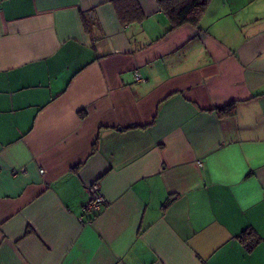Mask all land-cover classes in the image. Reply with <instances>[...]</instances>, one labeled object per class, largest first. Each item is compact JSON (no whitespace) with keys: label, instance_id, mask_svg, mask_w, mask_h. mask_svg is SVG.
I'll return each mask as SVG.
<instances>
[{"label":"crops","instance_id":"obj_1","mask_svg":"<svg viewBox=\"0 0 264 264\" xmlns=\"http://www.w3.org/2000/svg\"><path fill=\"white\" fill-rule=\"evenodd\" d=\"M137 1L0 0V264H264V0Z\"/></svg>","mask_w":264,"mask_h":264},{"label":"trees","instance_id":"obj_2","mask_svg":"<svg viewBox=\"0 0 264 264\" xmlns=\"http://www.w3.org/2000/svg\"><path fill=\"white\" fill-rule=\"evenodd\" d=\"M209 0H156L159 8L167 18L170 27L169 30L177 28L183 24L197 25L199 18ZM115 13L121 24L141 23L144 19L137 0H111ZM233 103L225 106L215 107L213 110L218 116L231 115L234 112ZM249 241V246H253L258 237L255 232Z\"/></svg>","mask_w":264,"mask_h":264},{"label":"built area","instance_id":"obj_3","mask_svg":"<svg viewBox=\"0 0 264 264\" xmlns=\"http://www.w3.org/2000/svg\"><path fill=\"white\" fill-rule=\"evenodd\" d=\"M136 80L140 81L141 79L136 77ZM85 191L87 192L88 199L83 206V211L89 215L86 222H90L96 215V212L99 211L101 207H103L106 199L100 192L97 182L87 185Z\"/></svg>","mask_w":264,"mask_h":264}]
</instances>
